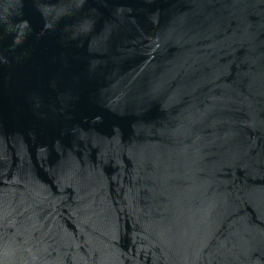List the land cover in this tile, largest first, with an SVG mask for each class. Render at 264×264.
Wrapping results in <instances>:
<instances>
[{
    "label": "water",
    "instance_id": "water-1",
    "mask_svg": "<svg viewBox=\"0 0 264 264\" xmlns=\"http://www.w3.org/2000/svg\"><path fill=\"white\" fill-rule=\"evenodd\" d=\"M0 264H264V0H0Z\"/></svg>",
    "mask_w": 264,
    "mask_h": 264
}]
</instances>
